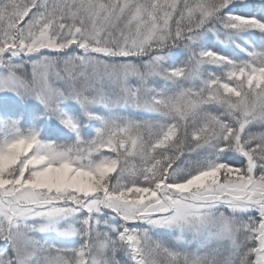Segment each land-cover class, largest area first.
<instances>
[{
	"label": "snow or ice",
	"instance_id": "1",
	"mask_svg": "<svg viewBox=\"0 0 264 264\" xmlns=\"http://www.w3.org/2000/svg\"><path fill=\"white\" fill-rule=\"evenodd\" d=\"M0 264H264V0H0Z\"/></svg>",
	"mask_w": 264,
	"mask_h": 264
}]
</instances>
